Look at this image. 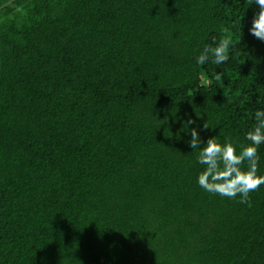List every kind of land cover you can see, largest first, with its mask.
<instances>
[{
    "label": "trees",
    "instance_id": "trees-1",
    "mask_svg": "<svg viewBox=\"0 0 264 264\" xmlns=\"http://www.w3.org/2000/svg\"><path fill=\"white\" fill-rule=\"evenodd\" d=\"M258 10L0 0V264H264V185L251 207L205 191L188 143L191 128L201 147L250 143L264 111ZM222 37L229 60L198 64ZM258 157L264 176V144Z\"/></svg>",
    "mask_w": 264,
    "mask_h": 264
},
{
    "label": "clouds",
    "instance_id": "clouds-1",
    "mask_svg": "<svg viewBox=\"0 0 264 264\" xmlns=\"http://www.w3.org/2000/svg\"><path fill=\"white\" fill-rule=\"evenodd\" d=\"M246 3L258 7V11L252 19L250 33L258 40L264 42V0H246ZM215 43V41H214ZM232 42L230 39L221 38L215 47L206 46L197 58V63L203 65L211 58L216 65L223 64L229 60V48ZM221 74H217L220 79ZM256 126L246 134L248 145L241 146V151L237 153L234 145L229 141L220 144L216 141V136L203 143L200 132L197 128L190 129L191 139L188 141L190 147L195 150L200 149L198 162L206 168L198 176V184L205 191L219 194L221 197L235 199L240 197L239 203L247 204L251 207L250 193L256 191L264 185V176L257 175L258 171V147L264 144V111L255 112ZM194 120L185 122L183 129L188 130L189 125L194 124ZM210 126L207 121L203 128L206 130ZM247 162V170L242 169L244 162Z\"/></svg>",
    "mask_w": 264,
    "mask_h": 264
}]
</instances>
